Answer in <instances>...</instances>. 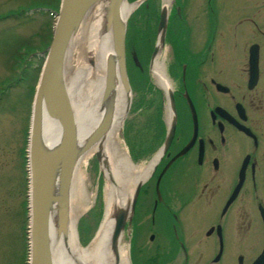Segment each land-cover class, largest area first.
<instances>
[{"label":"flooded vegetation","instance_id":"1","mask_svg":"<svg viewBox=\"0 0 264 264\" xmlns=\"http://www.w3.org/2000/svg\"><path fill=\"white\" fill-rule=\"evenodd\" d=\"M163 6L135 28L127 71L131 62L151 73ZM166 20L169 88L148 82L145 98L156 105L147 113L156 120L148 116L150 129L126 143L132 163L149 166L124 228L131 264H260L264 0H170Z\"/></svg>","mask_w":264,"mask_h":264},{"label":"rangeland","instance_id":"2","mask_svg":"<svg viewBox=\"0 0 264 264\" xmlns=\"http://www.w3.org/2000/svg\"><path fill=\"white\" fill-rule=\"evenodd\" d=\"M127 2L134 3L131 0ZM144 2L127 18V52L136 46V38L133 37L135 28H146L145 24L152 23L148 20L149 12L159 4H165V0ZM60 7L61 0H0V264L30 262L27 157L32 108ZM143 48L147 51V47ZM88 64L91 63L88 61ZM131 66L134 65L129 62L127 76L132 90L131 105L139 99L144 101L139 103L140 109L131 106L122 122L118 141L128 156L126 143L130 145L131 138L142 135L143 128L150 129L149 117L156 120L155 115L152 118L154 113H147L155 109L156 102L150 105L146 99L148 82L153 83L155 79L146 70V73L140 74ZM81 168L83 188L92 199V204L79 217L76 228L78 241L81 245H87L103 217L105 179L96 155L84 161ZM122 237L121 244L127 248L131 263L133 242L129 238V231L125 230Z\"/></svg>","mask_w":264,"mask_h":264},{"label":"bare ground","instance_id":"3","mask_svg":"<svg viewBox=\"0 0 264 264\" xmlns=\"http://www.w3.org/2000/svg\"><path fill=\"white\" fill-rule=\"evenodd\" d=\"M169 1L165 0L164 5L168 6ZM100 5L86 14L70 42L64 61L63 84L68 93L78 131V141L81 145L99 125L107 111L111 114V122L106 135L77 162L71 185L66 232L58 230L57 209L51 212L49 225L52 264H130L128 250L121 244L123 233L117 246H113L114 217L119 209L130 210L133 189L146 177L149 167L133 164L118 141L131 94L125 90L117 75L111 95L107 101L103 100L106 67L108 61L113 58V50L111 30L105 32L103 29V10ZM137 6L138 3L124 2L121 8L122 19H127ZM161 51L162 49L159 48L151 68V75L156 85L167 90L169 84L163 73ZM88 61L91 64H88ZM60 138V126L53 124L44 112L42 143L45 147L52 148ZM97 152L102 155L99 164L105 179L104 212L89 243L81 245L77 237V221L85 209L92 204V199L83 188L81 165Z\"/></svg>","mask_w":264,"mask_h":264},{"label":"water","instance_id":"4","mask_svg":"<svg viewBox=\"0 0 264 264\" xmlns=\"http://www.w3.org/2000/svg\"><path fill=\"white\" fill-rule=\"evenodd\" d=\"M138 0L135 3H142ZM126 0H61L57 13L52 39L48 47L40 78L38 81L29 137L28 163L30 171V226H29V264H52L50 251V215L57 209L58 230L66 232L69 217V201L74 171L79 158L94 147L108 132L111 122L109 111L99 125L90 133L84 144L78 141V131L72 112L68 93L63 84L64 61L73 36L79 30L86 14L102 5L103 29L111 30L113 58L106 67L103 100L107 101L114 88L116 75L125 90L131 94L125 60V41L127 19L121 17V8ZM100 5V6H101ZM167 5L161 8L159 33L160 40L152 55L151 63L163 47L166 28ZM126 115L130 110L128 99ZM45 112L53 124L61 128V138L52 148L42 143V114ZM126 117V116H125ZM174 133L172 124L168 141ZM98 162L102 161L100 152L96 153ZM139 183L132 194L129 211L119 209L115 213V226L112 235L116 247L130 213L134 208L139 191ZM264 263V254L261 258Z\"/></svg>","mask_w":264,"mask_h":264},{"label":"trees","instance_id":"5","mask_svg":"<svg viewBox=\"0 0 264 264\" xmlns=\"http://www.w3.org/2000/svg\"><path fill=\"white\" fill-rule=\"evenodd\" d=\"M131 1H133V2H134L135 0H131ZM24 69H25V68H24Z\"/></svg>","mask_w":264,"mask_h":264}]
</instances>
